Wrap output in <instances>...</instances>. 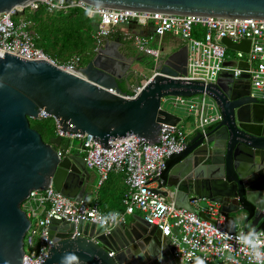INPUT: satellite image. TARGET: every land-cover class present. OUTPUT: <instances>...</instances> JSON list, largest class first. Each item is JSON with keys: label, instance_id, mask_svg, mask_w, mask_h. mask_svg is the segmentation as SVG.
Here are the masks:
<instances>
[{"label": "water", "instance_id": "1", "mask_svg": "<svg viewBox=\"0 0 264 264\" xmlns=\"http://www.w3.org/2000/svg\"><path fill=\"white\" fill-rule=\"evenodd\" d=\"M31 1L0 0V15ZM82 1L114 10L264 20V0ZM222 43L246 53L251 46L230 38ZM123 44L121 37L106 39L81 69L83 77L47 61L0 56V264H27L25 236L31 220L22 205L33 191L54 186L80 200L89 183L84 157L70 154V142L59 135L46 142L31 127L30 120H39L42 112L59 124L60 133L92 135L105 150L116 147L109 142L130 135L143 138V146H159L163 126L182 122L162 109V100L207 94L223 120L206 136L194 134L184 151L166 160L156 179L161 193L175 197L177 207L190 212L196 199L220 204L230 233L241 229L252 238L264 231V101L252 96L250 75L235 77L237 64L226 62L228 70L214 83L185 81L188 47L182 45L156 62V71L142 87L134 81L141 77L134 69L140 58L125 54ZM136 87L141 92L130 98ZM51 236L55 245L43 264H178L170 239L144 216L133 215L111 229L54 221Z\"/></svg>", "mask_w": 264, "mask_h": 264}, {"label": "built area", "instance_id": "2", "mask_svg": "<svg viewBox=\"0 0 264 264\" xmlns=\"http://www.w3.org/2000/svg\"><path fill=\"white\" fill-rule=\"evenodd\" d=\"M41 8L49 12H65L81 9L89 17L99 19L94 39L100 49L120 27L136 24L143 28H152L151 35H138L124 32L123 41L131 43L140 54L151 56L158 62L162 55V44L158 40L166 36L179 39L188 47V75L181 79L198 81L209 85L228 70V48L222 43L225 38L234 42L250 41L248 53L235 51L233 70L235 77L249 74L252 96L264 101V20L239 18H212L203 16H181L129 10H114L89 5L82 0H33L26 7H18L9 13L0 15V56L5 53L16 55L29 61H47L73 74L81 73L82 58L72 57L67 63L60 64L50 58L46 52L36 46L37 34L32 21L21 18L15 22L14 16H24L27 11L35 13ZM195 28L205 30L201 38H195ZM181 45V46H182ZM245 62L247 68L238 66ZM142 87L145 82H142ZM136 87L130 98H135L142 90ZM168 105L175 110L182 109L193 123L191 134L207 135L209 130L223 120V114L216 102L207 94L194 97H168L162 100V109ZM51 116L42 112L40 119ZM161 132L162 144L143 146V138L134 135L109 142L103 149L93 140L92 135L60 133L57 124V136L70 142L80 141L84 149V161L89 170L100 175L102 186L113 173H122L127 186L123 198L125 212L117 217L104 212L99 204L90 205L86 200L66 197L54 186L45 191H33L23 203L22 208L31 220L25 236V261L27 264H43L55 245L51 236L53 222L80 223L92 222L108 229L122 224L127 215L140 211L146 220L158 227L164 237L171 241L173 255L178 264H264V231L257 232L252 238L244 231L230 233L225 228V217L218 203L207 199H196L191 204L193 211L177 207L168 202L161 193V184L156 180L165 168L166 160L186 149L190 133L180 124L164 125ZM63 153L60 152V156ZM203 212L209 219L199 217ZM246 238V239H245ZM27 249V251H26Z\"/></svg>", "mask_w": 264, "mask_h": 264}, {"label": "trees", "instance_id": "3", "mask_svg": "<svg viewBox=\"0 0 264 264\" xmlns=\"http://www.w3.org/2000/svg\"><path fill=\"white\" fill-rule=\"evenodd\" d=\"M27 12V18L32 21V28L38 36L36 46L43 49L50 58L57 60L60 64H65L74 56H80L82 63L83 57H88L89 63L95 57L97 42L94 39V34L99 23L97 17L91 18L81 9H72L67 13L60 11L58 17H53L52 14L54 13L45 8H41L35 13ZM124 32L126 30L120 27L111 35L110 39L122 38ZM204 33L205 30L195 28L194 36L198 39ZM122 42L126 43L123 38ZM141 56L139 54L138 57ZM82 67L85 66L82 64ZM142 81V78H138L136 84L139 85ZM128 94H131V92H128ZM30 123L32 128L40 132L45 141L47 138L51 140L58 134L57 124L52 117L30 120Z\"/></svg>", "mask_w": 264, "mask_h": 264}, {"label": "crops", "instance_id": "4", "mask_svg": "<svg viewBox=\"0 0 264 264\" xmlns=\"http://www.w3.org/2000/svg\"><path fill=\"white\" fill-rule=\"evenodd\" d=\"M127 32L138 34V35H151L153 32L152 28H143L139 27L136 24H129L124 26V28ZM178 39L172 38V37H166L165 39L162 38V40H158L155 44V46H158V43L160 45V42L162 44L163 53L168 54L170 53L169 50L171 48H179L182 43L181 41H177ZM229 63H234L233 59L228 58ZM155 72V71H154ZM137 82V79L134 80ZM136 86V85H135ZM188 119V118H187ZM183 122V119H182ZM187 125H190L189 121ZM193 127L191 129H188L187 131L190 133L189 139L193 138V134H191ZM67 142V141H66ZM70 154L73 155H80L81 158L84 157V149L82 148V144L80 142V145L70 148ZM88 171V178L89 183L85 191H83L84 197L82 199L86 200L90 205L99 204V207L108 214H114L117 217H120L125 212V207L123 204V198L127 191V186L125 184V178L122 173H113L110 175L109 179L102 185L99 186L100 181V175L98 172L89 170ZM168 202H174L176 203L175 197H167ZM134 215L143 216V214L140 211H136ZM133 215H127L126 221L131 220ZM241 231V229H239ZM200 264H206L203 262H200Z\"/></svg>", "mask_w": 264, "mask_h": 264}, {"label": "rangeland", "instance_id": "5", "mask_svg": "<svg viewBox=\"0 0 264 264\" xmlns=\"http://www.w3.org/2000/svg\"><path fill=\"white\" fill-rule=\"evenodd\" d=\"M27 13L28 12H26V14L24 16H20V15L14 16L15 22H19L21 18H27ZM53 13H54V14H52L53 17H58V13L59 12H53ZM129 24H131V23H129ZM124 26H126V25H124ZM124 26H122L121 28H124ZM166 37H171V36H166ZM166 37H164L163 39H165ZM177 41H180V40L178 39ZM122 50H123V52L125 54H128L130 56H134V57H138L139 54H140L137 51V49L131 43H124L123 47H122ZM176 50H177V48H171L169 50L170 53H168L167 55L176 52ZM141 55L142 56L140 57V59L138 61H136L135 65H134V69L141 74L140 78L143 79L142 82H145L151 76H153L156 64H155V61H154L153 57L146 56V55H143V54H141ZM164 56H166V54L162 55V57H164ZM228 58L229 59H235L236 58V52L234 50H229ZM88 63H89V58L88 57H85V58L83 57V63H82L83 66L86 67ZM164 107L168 111L178 115L179 117H181L183 119V122H181L180 125L182 127H184L186 130L191 129L193 127L192 121L187 119L189 117L186 116L184 110H182V109L175 110V109L171 108L168 105H164ZM188 121H189L190 125H187ZM45 139H46V137H45ZM190 140L191 139H189V141ZM46 141L49 142L50 140L47 138ZM65 142H66V140H65ZM71 144H72V147L78 146V145H80V141H72ZM26 251H27V249H26Z\"/></svg>", "mask_w": 264, "mask_h": 264}, {"label": "bare ground", "instance_id": "6", "mask_svg": "<svg viewBox=\"0 0 264 264\" xmlns=\"http://www.w3.org/2000/svg\"><path fill=\"white\" fill-rule=\"evenodd\" d=\"M228 48V47H227ZM230 50V49H229ZM229 50H228V53H229ZM161 58H163V57H161ZM155 61V60H154ZM155 64H156V61H155ZM155 71H156V66H155ZM64 139V138H63ZM67 141V140H66ZM64 143H67V142H65V139H64Z\"/></svg>", "mask_w": 264, "mask_h": 264}, {"label": "clouds", "instance_id": "7", "mask_svg": "<svg viewBox=\"0 0 264 264\" xmlns=\"http://www.w3.org/2000/svg\"><path fill=\"white\" fill-rule=\"evenodd\" d=\"M246 239V238H245Z\"/></svg>", "mask_w": 264, "mask_h": 264}]
</instances>
